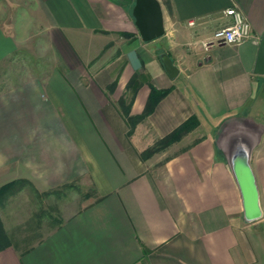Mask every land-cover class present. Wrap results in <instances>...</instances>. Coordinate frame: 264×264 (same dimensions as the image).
Here are the masks:
<instances>
[{"label":"crops","instance_id":"1","mask_svg":"<svg viewBox=\"0 0 264 264\" xmlns=\"http://www.w3.org/2000/svg\"><path fill=\"white\" fill-rule=\"evenodd\" d=\"M39 2L69 68L54 69L42 89L35 83L0 93V185L25 179L41 192L79 180L94 194L25 249L1 250L0 264H264V75L253 72L264 0H169L170 8L159 0L164 33L150 41L134 23L135 0ZM231 5L249 20L251 36L216 44L213 33ZM83 34L100 42L87 48L97 51L87 77L66 46L82 45ZM102 47L113 53L106 62L97 58ZM8 51L0 45V53ZM161 53L177 67L175 77ZM133 74L144 78L130 114L143 110L148 82L170 90L127 134L116 101ZM190 116L198 119L195 128L140 158ZM244 118L263 128L249 146L260 208L251 221L221 135L223 129L233 145L246 142L237 126Z\"/></svg>","mask_w":264,"mask_h":264},{"label":"rangeland","instance_id":"2","mask_svg":"<svg viewBox=\"0 0 264 264\" xmlns=\"http://www.w3.org/2000/svg\"><path fill=\"white\" fill-rule=\"evenodd\" d=\"M53 32L55 29L50 26L39 0H0V45H6L9 50L5 54L0 53V93L35 83L42 89L54 69L63 72L69 68L63 62L64 57L57 44L53 42ZM96 37L83 34L77 37L82 45L73 43L71 38V44L66 45L72 56V63L78 66V71L82 73L79 72V75L84 77L90 76L94 70L88 59L97 51H89L87 48L94 45L100 47ZM102 48L97 58L101 57L98 61L106 62L113 53L107 52L106 47ZM120 72L121 69L114 78L115 87ZM141 76L138 79L141 80ZM127 82L119 97L124 98L125 105L130 103L132 95V89L127 87ZM240 122L237 126L241 131L238 133L252 146L262 135L263 128L247 118ZM246 128L247 132L243 130ZM221 135L224 144L231 147V136L225 134L223 129ZM152 146L154 143L149 147ZM81 183L79 180H72L40 192L28 181V184L22 183L15 194L8 196L3 202L0 201V217L12 245L20 250L25 249L66 216L79 210L94 194L92 185L85 186Z\"/></svg>","mask_w":264,"mask_h":264},{"label":"water","instance_id":"3","mask_svg":"<svg viewBox=\"0 0 264 264\" xmlns=\"http://www.w3.org/2000/svg\"><path fill=\"white\" fill-rule=\"evenodd\" d=\"M132 15L142 40L150 41L163 35V16L159 0H135ZM160 60L168 75L175 77L178 69L171 58L166 53H161ZM253 72L264 75V32L258 43ZM246 144L241 140L234 142L228 161L240 191L243 216L245 220L251 221L260 215V208L255 178L249 164L250 147Z\"/></svg>","mask_w":264,"mask_h":264},{"label":"trees","instance_id":"4","mask_svg":"<svg viewBox=\"0 0 264 264\" xmlns=\"http://www.w3.org/2000/svg\"><path fill=\"white\" fill-rule=\"evenodd\" d=\"M165 5L170 8L169 0H164ZM120 35L124 37H131L133 36L130 33L122 32ZM141 75L133 74L130 79L127 82V87H130L132 89V95H131V101L127 105H125L124 98H120L117 101L119 110L121 112V115L123 116L128 131L127 134H130L135 125L144 119L146 116H148L155 108L158 101L165 96L170 88H164V89H158L154 87L151 83L148 82L149 85V93L145 102V105L143 107V110L139 114H130V106L131 102L133 100V97L138 89V87L141 84L140 78ZM142 77V76H141ZM144 78V76L142 77ZM116 84V80L112 81L108 86V91H113ZM198 125V119L195 116H190L186 120H184L182 123H180L177 127H175L172 131L167 133L166 135L160 137L154 142V146L147 147L143 151L140 152V158L145 159L155 152L162 150L169 146L171 143L179 140L184 134L191 131L193 128H195ZM22 183H27L28 181L25 179H15L11 180L9 182H6L2 185H0V201L3 202L8 196L15 194L20 188ZM12 245V242L5 231V228L2 224V220L0 217V251L9 247Z\"/></svg>","mask_w":264,"mask_h":264},{"label":"built area","instance_id":"5","mask_svg":"<svg viewBox=\"0 0 264 264\" xmlns=\"http://www.w3.org/2000/svg\"><path fill=\"white\" fill-rule=\"evenodd\" d=\"M228 21L213 33L212 42L222 45H237L251 36V25L243 12L235 5L224 9Z\"/></svg>","mask_w":264,"mask_h":264}]
</instances>
